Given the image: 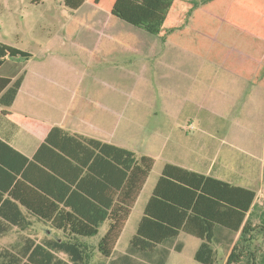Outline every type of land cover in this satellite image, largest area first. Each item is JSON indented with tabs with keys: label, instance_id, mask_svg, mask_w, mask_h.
Returning a JSON list of instances; mask_svg holds the SVG:
<instances>
[{
	"label": "crops",
	"instance_id": "0c3cea01",
	"mask_svg": "<svg viewBox=\"0 0 264 264\" xmlns=\"http://www.w3.org/2000/svg\"><path fill=\"white\" fill-rule=\"evenodd\" d=\"M29 1L34 6L53 2L68 14L63 29L49 36L41 51L31 53L30 61L8 59L0 66V98L8 81L25 72L9 111L32 120L30 127H21L2 115L0 106V264H15L17 252L31 250L28 239L47 244L67 235L51 221L61 213H73L67 204L69 188L75 189L79 178L73 186L61 178L75 175L62 156L63 150H75L74 145L61 134L42 150L56 127L156 161L111 260H133L127 257L129 246L121 251L119 246L150 178L158 170L148 202L168 164L252 190L239 183L256 180L264 169V88L172 45L150 58L142 35L87 1L76 17L62 0ZM255 48L218 58L252 72L255 69L245 63L262 58L261 46L255 43ZM88 186L96 192L102 189L95 181ZM76 205L85 211L88 203L78 196ZM108 228V223L101 225L96 237L82 242L98 251L91 242L97 238L98 246ZM216 231L220 238L228 233L223 228ZM184 235L186 242L190 237L197 240L191 241L192 256L201 264L195 256L202 240L184 233L177 239L183 251L172 250L166 264H184L174 255L187 249ZM221 240L214 243L215 250L230 254L231 248Z\"/></svg>",
	"mask_w": 264,
	"mask_h": 264
},
{
	"label": "trees",
	"instance_id": "16d2710c",
	"mask_svg": "<svg viewBox=\"0 0 264 264\" xmlns=\"http://www.w3.org/2000/svg\"><path fill=\"white\" fill-rule=\"evenodd\" d=\"M62 1L73 17L87 1L127 24L135 34L144 37L143 49H148L150 58H156V52L161 54L172 45L264 88V0ZM255 43L262 48L261 61L245 63L255 71H240L218 58L257 51ZM32 58L30 52L0 43V66L8 59L30 61ZM24 78L25 72L16 81H8L0 106L2 115L28 128L30 118L9 111ZM56 134L70 141L75 149L62 151L75 175L61 178L70 186L79 178L75 189L69 188L67 204L73 213H61L51 221L67 235L47 244L28 239L31 250L17 252L15 264H90L94 251L82 240L96 237L105 223L109 228L97 248L109 260L156 161L93 138L71 135L59 127L52 129L42 150L52 143ZM17 155L24 163L28 161ZM92 181L101 183L99 192L88 186ZM84 184H87L85 189ZM78 196L88 203L85 211L76 205ZM257 197L256 191L168 164L130 241L127 257L139 256L153 264H166L172 250L183 251L184 245L177 243V239L184 233L202 240L195 256L201 264H218L214 243L222 238L227 249L231 248L225 264H264V245L258 244L259 237L264 236V207L258 204ZM218 228L228 233L220 238ZM60 253L68 260L61 258Z\"/></svg>",
	"mask_w": 264,
	"mask_h": 264
},
{
	"label": "rangeland",
	"instance_id": "374dc122",
	"mask_svg": "<svg viewBox=\"0 0 264 264\" xmlns=\"http://www.w3.org/2000/svg\"><path fill=\"white\" fill-rule=\"evenodd\" d=\"M67 14V10L57 7L53 2H48L43 6H34L30 4L29 0H0V43L8 44L21 50L37 54L41 51L43 44L47 42L49 36L55 34L57 30L63 29V23L66 21ZM70 20H72V17ZM123 25L127 24L124 23ZM157 171L158 170H156V174L150 178L146 190L138 202L132 221L127 228L121 245L119 246V251L129 246L130 241L136 232V224L138 220L142 218L144 213L151 189L153 188V184L157 177ZM258 173H260V170ZM242 175L243 177H249L244 172ZM239 184H241V186H249L252 190L259 192L260 198L258 204H261L264 207V169L261 176L257 177L256 180L253 181L251 179L249 183L243 180ZM103 233L104 228L100 229V237ZM183 237H185L187 249L181 256L174 254L175 257H182L184 264H197L192 256L193 247L191 243V241L197 240L190 237L191 241L189 243L186 242L189 241L188 236L184 235ZM259 239L258 244L264 245V236H260ZM91 243L92 246L96 248L97 238L92 240ZM228 254L229 253L224 250L218 252V258L220 260L219 264L226 263ZM59 256L68 260V257L63 253H60ZM132 257L133 260L126 263L125 260H120V258L112 260L105 259L98 253V251H94V257L90 264H142V262H144L139 256ZM172 264H174L173 260Z\"/></svg>",
	"mask_w": 264,
	"mask_h": 264
}]
</instances>
